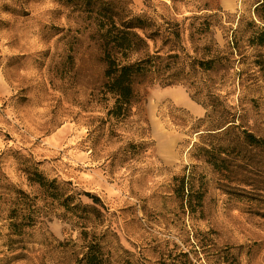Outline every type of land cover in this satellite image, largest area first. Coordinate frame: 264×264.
<instances>
[{
    "label": "rangeland",
    "instance_id": "1",
    "mask_svg": "<svg viewBox=\"0 0 264 264\" xmlns=\"http://www.w3.org/2000/svg\"><path fill=\"white\" fill-rule=\"evenodd\" d=\"M259 1L116 0L181 33L178 82L141 80L116 118L78 0H0V264H82L89 244L104 264H264ZM34 169L87 212L49 202ZM19 191L35 219L21 240L6 220Z\"/></svg>",
    "mask_w": 264,
    "mask_h": 264
},
{
    "label": "trees",
    "instance_id": "2",
    "mask_svg": "<svg viewBox=\"0 0 264 264\" xmlns=\"http://www.w3.org/2000/svg\"><path fill=\"white\" fill-rule=\"evenodd\" d=\"M115 1L78 0V4L85 9L95 27L101 60L104 64V89L112 96L114 102L110 115L118 118L127 116L135 99V88L141 80L159 76L160 85L166 86L178 82L180 56L176 54L178 49L175 46H179L181 42V33L178 24L165 22L164 27H156L146 16L135 15L131 12L125 15L123 10L117 7ZM258 3L256 14L264 23V0ZM259 37H264V32H261ZM259 42L262 43V40ZM163 53L167 55L166 59L174 61L164 65V58L161 56ZM210 65L211 60L207 62L193 60L190 68L191 71L197 67L208 70ZM170 70L172 73L164 78ZM229 123L234 124V121ZM225 127V124L220 126L214 130L219 132L210 135L218 136L222 131H229L230 126ZM245 134L251 139L249 134ZM214 164L216 166V163ZM27 180L45 193L49 202H57L65 213L87 212V207H83L80 203L73 205L70 202L73 196L64 195L65 190L57 184L56 180L46 179L37 169H34L31 174L28 173ZM16 194L21 195V198L14 199L6 220H8V235L21 240L24 230L34 225L35 219L29 206L24 203L28 196L22 191ZM84 195L93 203L101 204L96 196L89 193H84ZM91 210L96 212L93 208ZM81 263L104 264L97 244H89L86 247Z\"/></svg>",
    "mask_w": 264,
    "mask_h": 264
}]
</instances>
